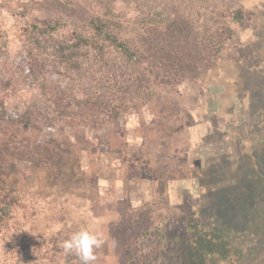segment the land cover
<instances>
[{"label": "rangeland", "instance_id": "obj_1", "mask_svg": "<svg viewBox=\"0 0 264 264\" xmlns=\"http://www.w3.org/2000/svg\"><path fill=\"white\" fill-rule=\"evenodd\" d=\"M198 1L218 9L251 5L257 13L246 25L229 22L236 33L226 45L227 61L209 64L177 85L154 86L116 121L100 115L95 125L72 126L24 78L27 44L20 28L53 18L68 31L89 35L90 20L101 17L117 25L120 39L138 47L148 12L180 7L175 0H0V92L12 96L9 116L27 108L38 112V128L23 126L18 136L41 147L57 141L62 156L50 168L22 167L26 205L0 241V264L23 261L37 244L43 254L46 245L55 247L50 239L59 230L66 235L82 227L104 241L94 264H131L127 252L136 264H180L178 251L196 227L226 222L210 211L224 202V186L207 185L206 179L217 165L225 167L224 156L243 155L239 136H252L251 127L264 121V0ZM47 51H54L52 45ZM112 58L125 65L120 56ZM91 62L77 86L86 97L98 91L99 80L90 78L102 77ZM248 264H264V258Z\"/></svg>", "mask_w": 264, "mask_h": 264}, {"label": "trees", "instance_id": "obj_2", "mask_svg": "<svg viewBox=\"0 0 264 264\" xmlns=\"http://www.w3.org/2000/svg\"><path fill=\"white\" fill-rule=\"evenodd\" d=\"M175 3L180 8L148 12L141 19L138 47L120 39L117 25L101 17L90 20L89 35L80 29L68 31L65 24L53 18L36 19L18 31L27 44L29 72L23 76L33 80L48 97L57 118L67 119L72 126L95 125L100 115L116 121L131 104L138 105L136 97L146 99L154 86L177 85L194 78L209 64L227 61L226 45L236 33L229 22L246 25L258 17L251 5L218 9L208 4L204 7L198 0ZM60 32L61 38L55 39ZM51 45L54 51L49 53ZM113 53L122 58L124 66L117 64ZM89 62L102 77L90 78L99 80L98 91L86 97L77 86L89 71ZM0 95L1 241L26 205L22 167L50 168L62 156L57 141L41 147L32 144L28 136L19 137L23 126L38 128L39 113L27 108L9 116L12 96L5 91ZM251 128L252 136L241 134L238 138L244 143L240 151L246 155L224 156L225 167L217 165L213 171L206 170L212 173V178L206 179L207 185L216 182L224 186L220 191L221 196L225 195L224 202L210 211L226 222L213 229L196 227L194 237L178 251L180 264H248L252 259L264 258V121L259 120ZM71 233L64 235L59 230L50 239L55 247L46 245L45 252L39 254L42 247L37 244L34 252H24L23 261L14 264H81L76 254H65L59 246ZM21 246L25 250L28 244ZM126 258L136 264L130 252Z\"/></svg>", "mask_w": 264, "mask_h": 264}, {"label": "clouds", "instance_id": "obj_3", "mask_svg": "<svg viewBox=\"0 0 264 264\" xmlns=\"http://www.w3.org/2000/svg\"><path fill=\"white\" fill-rule=\"evenodd\" d=\"M104 241L100 234L89 227H82L73 232L59 246L65 254H76L81 264H94L97 257L95 250L102 247Z\"/></svg>", "mask_w": 264, "mask_h": 264}]
</instances>
